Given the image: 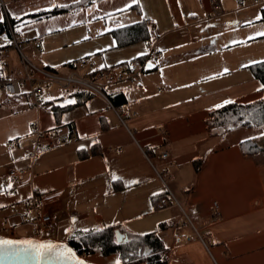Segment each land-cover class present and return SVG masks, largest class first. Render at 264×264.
Listing matches in <instances>:
<instances>
[{
  "label": "crops",
  "instance_id": "obj_1",
  "mask_svg": "<svg viewBox=\"0 0 264 264\" xmlns=\"http://www.w3.org/2000/svg\"><path fill=\"white\" fill-rule=\"evenodd\" d=\"M72 1L0 3V21L10 26L0 46L13 59L16 50L24 64L20 73L10 60L0 66L22 90L0 102V238L68 242L110 227L146 234L166 223L159 236L170 250L169 264H264V125L214 138L205 122L226 101L264 97L251 69L264 60V0H221L219 17L211 0H94L67 12L25 17ZM251 9L253 17L240 15ZM10 18L19 21L12 25ZM144 19L151 39L117 48L112 31ZM13 37L27 41L28 54L19 52ZM84 59L90 62L86 75L110 72L98 78L102 93L48 84L35 103L30 90L38 82L27 80L28 74L36 78L33 67L67 76ZM25 60L33 67L26 69ZM78 89L92 96L62 113L57 128L45 102L74 104ZM121 92L119 111L109 95ZM34 125L44 133L57 130L66 140L45 142L32 157ZM246 140L260 149L245 154ZM197 158L203 160L199 170ZM25 167L32 177L8 174ZM35 194L45 198L39 211L52 215L39 228L30 221L36 210L26 204ZM94 257L124 264L118 253L82 258L100 264L89 259Z\"/></svg>",
  "mask_w": 264,
  "mask_h": 264
},
{
  "label": "trees",
  "instance_id": "obj_2",
  "mask_svg": "<svg viewBox=\"0 0 264 264\" xmlns=\"http://www.w3.org/2000/svg\"><path fill=\"white\" fill-rule=\"evenodd\" d=\"M93 1L94 0L72 1L70 3L55 5L48 9L39 10L26 15L25 17L37 18L67 12L74 8L92 3ZM18 21L19 20L10 18L12 25ZM260 21H264V7L261 8ZM4 32L10 34V26L7 19L0 21V35ZM112 33L117 39V48L131 45L139 41L149 40L152 35L149 22L146 19L138 23L115 29ZM4 48L5 46H0V50ZM251 69L253 70L255 77L264 85V60L252 64ZM1 87L2 86L0 85V88ZM74 94L77 96L74 104L62 105L58 103L60 98L45 102V104H49V109L56 116L57 128L63 126L61 118L62 113L72 106L81 104L92 96L90 92L84 89H78ZM109 97L116 105L125 101L123 92L114 95L110 94ZM205 122L210 135L214 138H221L228 131L237 127L264 125V97L250 103H240L235 101H233V103H226L211 111L206 117ZM241 148L242 151L247 154L260 149V145L253 140H246L241 143ZM202 161V158H197L195 160L197 170L201 168L200 164ZM166 226V223H161L158 229L146 234H135L110 227L99 231H91L81 234L77 237H71L67 243L80 257H85L94 253H101L103 255L118 253L124 264H135L138 262H144L145 264H169L171 257L170 250L159 236V231L166 228ZM116 230H120L124 233L122 240H118ZM125 237L128 238L126 239Z\"/></svg>",
  "mask_w": 264,
  "mask_h": 264
},
{
  "label": "built area",
  "instance_id": "obj_3",
  "mask_svg": "<svg viewBox=\"0 0 264 264\" xmlns=\"http://www.w3.org/2000/svg\"><path fill=\"white\" fill-rule=\"evenodd\" d=\"M2 0H0L1 3ZM211 12L215 17H219L224 10L221 3V0H211ZM14 43L17 45V40L15 37H13ZM3 42V39L0 37V43ZM25 67L26 69H29L33 66H31L30 62L28 60H25ZM90 62L87 59L80 60L76 63L75 66L72 67L70 73L65 75H60L55 70H48V69H39L36 67H33V71L36 74L33 76L32 74H28L27 80L33 82L34 80L38 82V86L35 88H32L30 90V94L34 97L35 103L38 104L40 102L39 96L43 94L44 92V85L48 84H58L62 87L68 89L74 84H79L83 87H86L89 90H93L96 92L102 93V87L97 83L98 78H101L105 75H110V72L104 71V72H98L95 74L94 77H91L88 79L86 77V73L84 76H81L78 74L79 71L83 70L84 68H89ZM79 75V76H78ZM0 85L3 88V91L8 96H15L19 95L21 90L20 81L14 78L6 77L3 75L2 72H0ZM112 107L116 110H123L124 104L115 105L111 103ZM31 133L34 135V148L32 150V157H36L38 154V149L45 143H49L50 145H55L61 142H64L66 140V137L61 134L59 131H54L52 133H44L40 130L38 126H32ZM167 153H163V157H166ZM9 176L12 178H17L23 175H28L29 177H32V169L25 167L20 169L11 168L8 171ZM26 204L30 208H34L36 210L35 217L30 220L37 228H39L42 225L49 224L52 220V215L50 213H44L40 212L39 210L43 209L45 205V198L41 195L35 194L33 197L27 199ZM214 207L216 210L219 209V206L217 204H214ZM24 221H28L27 215L25 214L23 217Z\"/></svg>",
  "mask_w": 264,
  "mask_h": 264
},
{
  "label": "water",
  "instance_id": "obj_4",
  "mask_svg": "<svg viewBox=\"0 0 264 264\" xmlns=\"http://www.w3.org/2000/svg\"><path fill=\"white\" fill-rule=\"evenodd\" d=\"M118 240H122L124 233L116 230ZM126 239L128 237H125ZM3 241H31L33 245H51L50 249H40V255L28 244L14 243L3 244ZM28 249V251H25ZM90 264L76 254L67 242H42L37 238L31 239H8L0 238V264Z\"/></svg>",
  "mask_w": 264,
  "mask_h": 264
},
{
  "label": "rangeland",
  "instance_id": "obj_5",
  "mask_svg": "<svg viewBox=\"0 0 264 264\" xmlns=\"http://www.w3.org/2000/svg\"><path fill=\"white\" fill-rule=\"evenodd\" d=\"M175 11H176V9H175ZM212 14V13H211ZM164 15L166 16V15H168V11H165L164 12ZM223 15V13L221 14V15H219V16H222ZM240 15H243V16H249V17H253L254 16V12H253V10L251 9V10H244ZM214 19H216V18H214ZM216 20H220V18L219 19H216ZM234 27L235 28H237V29H239V30H241V29H247V28H245L242 24L241 25H234ZM244 27V28H243ZM263 39V38H262ZM17 40H18V44L19 45H16L17 47V49L19 50V52H21L20 50H26L25 49V45L27 44V41H25V40H21V39H19L18 37H17ZM14 52H16L17 53V55H16V57H14V59L12 58V57H9V55L8 54H6V52L5 51H3V50H1L0 51V66L2 65V64H7V60H10L11 61V66H12V69L13 70H16V72H18V73H20V71L22 70V66H24V64L22 65V63H21V58H20V56H19V53L16 51V50H13ZM25 53L26 54H28L26 51H25ZM21 55H22V53H20ZM90 60L91 61H94V59H93V57H90ZM42 66H45V65H42L41 64V67ZM7 67V66H6ZM5 67V68H6ZM85 69V68H84ZM84 69L83 70H81V71H79L78 72V74L79 75H81V76H84V74H85V72L86 71H88L89 70V68H87L86 69V71H84ZM78 75V76H79ZM86 75V74H85ZM86 77L88 78V79H90L91 77L90 76H88V74L86 75ZM98 83V82H97ZM99 84V83H98ZM22 85H24V82H22ZM44 88L46 89V87L44 86ZM50 88H52V89H56V87H54V86H51ZM86 88V87H85ZM91 92H94V93H98V92H96V91H93V90H90ZM44 93V92H43ZM44 95V94H43ZM43 95H41V96H43ZM65 98H67V96H64ZM8 100H12V98L11 97H9V96H6L5 94H4V92L0 89V102H3L4 104H6L7 102H8ZM98 257H103V256H98ZM98 257H94V258H89L91 261L93 260V261H96V262H98V263H100V264H108V260L107 259H109V258H98Z\"/></svg>",
  "mask_w": 264,
  "mask_h": 264
},
{
  "label": "snow or ice",
  "instance_id": "obj_6",
  "mask_svg": "<svg viewBox=\"0 0 264 264\" xmlns=\"http://www.w3.org/2000/svg\"><path fill=\"white\" fill-rule=\"evenodd\" d=\"M261 35H264V33H262ZM262 88H264V85H261ZM75 101H70V103H74ZM225 103H233V101L229 100L226 101ZM221 105H217V107H220ZM3 244H14V243H21V244H28L31 246L32 249L35 250L37 255H40V249H50L52 246L51 245H33L31 241H22V242H13V241H3ZM25 251H28V249H26ZM80 264H83V262H80Z\"/></svg>",
  "mask_w": 264,
  "mask_h": 264
},
{
  "label": "bare ground",
  "instance_id": "obj_7",
  "mask_svg": "<svg viewBox=\"0 0 264 264\" xmlns=\"http://www.w3.org/2000/svg\"><path fill=\"white\" fill-rule=\"evenodd\" d=\"M214 204H217V205L219 206V204H218V202H217V201H215V202H214Z\"/></svg>",
  "mask_w": 264,
  "mask_h": 264
}]
</instances>
